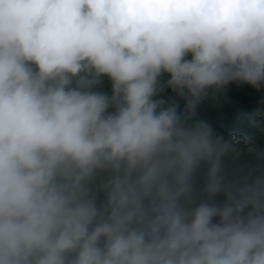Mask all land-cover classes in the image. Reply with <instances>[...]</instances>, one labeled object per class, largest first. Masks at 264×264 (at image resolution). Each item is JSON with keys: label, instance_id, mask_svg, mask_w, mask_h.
<instances>
[{"label": "clouds", "instance_id": "clouds-1", "mask_svg": "<svg viewBox=\"0 0 264 264\" xmlns=\"http://www.w3.org/2000/svg\"><path fill=\"white\" fill-rule=\"evenodd\" d=\"M230 83L264 0H0V264H264V168L197 118Z\"/></svg>", "mask_w": 264, "mask_h": 264}, {"label": "rangeland", "instance_id": "rangeland-1", "mask_svg": "<svg viewBox=\"0 0 264 264\" xmlns=\"http://www.w3.org/2000/svg\"><path fill=\"white\" fill-rule=\"evenodd\" d=\"M164 80L167 77H163ZM99 91L109 93L111 92V85L107 78H103L98 88ZM167 95V93H165ZM257 97L264 103V87L252 88L248 85L230 83L219 92H209L208 97L203 100L197 108V118L205 120L211 125L216 135L227 139L230 135L236 134L239 137H246V142H241L237 145V153L225 159L226 169L232 171L233 169L254 168L259 164L264 168V161H258L255 152L264 150V117L260 115V111H252L249 116L245 118L248 126H238L234 119H231L233 111L239 106H244L248 103L255 102ZM250 101V102H249ZM182 107V102H181ZM204 109V110H203ZM228 118L230 126L227 131H223V126L213 125L214 120ZM249 149L254 150L249 152ZM194 185L199 190L203 185V173L196 175ZM216 201L222 202L223 195H218Z\"/></svg>", "mask_w": 264, "mask_h": 264}, {"label": "trees", "instance_id": "trees-1", "mask_svg": "<svg viewBox=\"0 0 264 264\" xmlns=\"http://www.w3.org/2000/svg\"><path fill=\"white\" fill-rule=\"evenodd\" d=\"M255 110L264 112V103H262L257 97H255V102L248 103L241 107L239 106L235 111H233L231 119H234L238 126L244 125L246 127L248 125L244 121L245 118L249 116L252 111H255ZM231 119H228V118L218 119V120H214L212 123L213 125L223 126L222 128H223V131L225 132L229 129V126H230L229 120Z\"/></svg>", "mask_w": 264, "mask_h": 264}]
</instances>
